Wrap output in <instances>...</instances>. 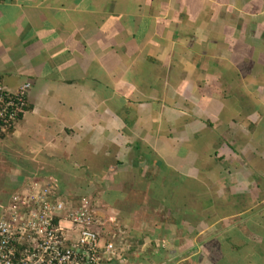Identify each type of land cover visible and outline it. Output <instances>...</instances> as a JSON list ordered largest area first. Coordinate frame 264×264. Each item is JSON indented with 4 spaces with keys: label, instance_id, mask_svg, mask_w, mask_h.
I'll list each match as a JSON object with an SVG mask.
<instances>
[{
    "label": "crops",
    "instance_id": "crops-1",
    "mask_svg": "<svg viewBox=\"0 0 264 264\" xmlns=\"http://www.w3.org/2000/svg\"><path fill=\"white\" fill-rule=\"evenodd\" d=\"M0 80L30 84L10 175L75 169L72 190L119 234L108 264H257L225 233L264 176V0H0ZM204 135L222 144L195 165Z\"/></svg>",
    "mask_w": 264,
    "mask_h": 264
},
{
    "label": "built area",
    "instance_id": "built-area-1",
    "mask_svg": "<svg viewBox=\"0 0 264 264\" xmlns=\"http://www.w3.org/2000/svg\"><path fill=\"white\" fill-rule=\"evenodd\" d=\"M30 89L0 81V135L26 114ZM88 197H64L50 178L30 180L0 211V264H108L120 251L117 235L95 215Z\"/></svg>",
    "mask_w": 264,
    "mask_h": 264
},
{
    "label": "rangeland",
    "instance_id": "rangeland-1",
    "mask_svg": "<svg viewBox=\"0 0 264 264\" xmlns=\"http://www.w3.org/2000/svg\"><path fill=\"white\" fill-rule=\"evenodd\" d=\"M9 137V136H8ZM7 136L5 137L6 139L4 140H0V207H5L9 198L11 197V195L16 191L19 190L23 185H25L28 181L30 180H36L38 177L41 178H45L42 177L44 176L43 174L37 173L35 176L33 175H28V168L25 170H22L21 175L19 176V179L16 181L15 177L10 175L12 174V172H14L15 170L13 169L14 167H21V166H25L26 161L22 158H18L17 156L14 155V152H11L10 150V146L7 144ZM208 138H212L210 136H208ZM207 136H202L199 139H197L196 141L190 142L188 144V150H189V159L192 158L194 159V164H201V163H206L208 164L210 162V160L206 159L208 158L210 155H212V151H217L219 148V145L222 144V140H210L208 139ZM4 153H7L9 155V158H5L4 157ZM244 166L247 167V162L243 159H241ZM211 162H215V159L211 160ZM16 163V164H15ZM19 171V170H18ZM38 176V177H36ZM264 178V176L260 173H253L251 174V180H252V184L255 185L254 189V193H251V195L256 194L258 197V205L257 208L252 211L249 212L248 215L245 216V218L241 219L239 222L236 223L237 228L226 231V235H228L229 237H233L232 235L235 234H240L244 239L243 242L247 243V245L245 247H243L239 252L238 255H242L244 253H247V255L249 256V252L250 254L253 253L254 254V262L255 263H259V255L263 254V251L261 250V246H256L257 242L260 238H263L264 235V180L262 178ZM16 183H14L15 181ZM67 188H69L70 190H67ZM66 189V190H65ZM73 188L70 186V184H65L63 187V191L65 190V192L68 194L67 197L70 198H74L76 196L80 197V195L75 194V190H72ZM235 194H229L227 193H222L219 195V200L221 202H223L224 204H230L229 200L232 199V197H235ZM240 195H238V197H235V201H236V209L237 207H239V198ZM77 197V198H78ZM247 204H249V202H247ZM253 205V204H252ZM227 209L226 208H219L217 210L216 215L217 216H222V214L225 212L226 213ZM234 213H232L231 215L233 216ZM236 214V213H235ZM228 215V214H227ZM227 215H224L220 218L226 217L229 218ZM261 217V218H260ZM260 218V219H259ZM218 221V219H208L207 221ZM223 229V228H222ZM224 230V229H223ZM256 236L257 241H253L252 239ZM229 237H225L226 241H227L230 245H232V243H234L233 241H231V239ZM248 239H250V241H248ZM212 243H218V245H220V250L223 252H227L229 253V251L227 250L226 245L221 244V241L218 239H214L212 240ZM260 247V249H259ZM120 257L117 256L115 258L114 261H119ZM228 259V257L226 258Z\"/></svg>",
    "mask_w": 264,
    "mask_h": 264
},
{
    "label": "trees",
    "instance_id": "trees-1",
    "mask_svg": "<svg viewBox=\"0 0 264 264\" xmlns=\"http://www.w3.org/2000/svg\"><path fill=\"white\" fill-rule=\"evenodd\" d=\"M1 81V80H0ZM2 82V81H1ZM24 109L26 110V112H28L29 111V106L26 104V106L24 107ZM23 119V117H20V121L18 122V125H19V123L21 122V120ZM14 131H15V129L13 128V127H11V128H9L8 130H7V135L9 136V135H12L13 133H14ZM6 137V135H0V140H4V139H6L5 138ZM4 157L5 158H9V155L7 154V153H4ZM58 159H56V158H49V159H47V162H48V165L47 166H51V164H54V162H56ZM60 161H64V160H60ZM65 162H67V161H65ZM65 162H64V164H65ZM16 164V163H15ZM19 167V166H18ZM74 171H72L71 170V172H73V174H71V176H69V179L70 180H73L72 181V183L74 182V174H75V169H73ZM44 172H45V174H44V176H42V177H45V178H50V179H52L54 182H55V184H56V186L58 187V189H59V191H60V193L64 196V197H66V198H70V197H67L68 196V194L65 192V190L63 191V187H64V185L65 184H68L70 181H64V180H62L61 179V177H59V176H57L55 173H53L50 169H48L47 168V171H45V170H43ZM78 173V172H77ZM83 173V172H82ZM86 174V173H85ZM77 175H80V173H78ZM36 177H38V176H36ZM38 178H41V177H38ZM82 178H83V180H85V179H87V176L86 175H82ZM262 178V177H261ZM263 180H264V178H262ZM80 181V180H79ZM84 182H86V181H84ZM72 183H69V184H72ZM75 196V195H74ZM78 197V196H77ZM77 197H74V198H77ZM1 208V207H0ZM95 215L99 218L100 216H98V213H97V210L95 211ZM101 219V218H100Z\"/></svg>",
    "mask_w": 264,
    "mask_h": 264
}]
</instances>
